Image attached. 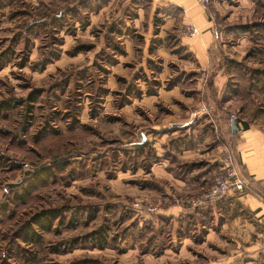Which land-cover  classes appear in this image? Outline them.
Returning <instances> with one entry per match:
<instances>
[{"label":"rangeland","instance_id":"1","mask_svg":"<svg viewBox=\"0 0 264 264\" xmlns=\"http://www.w3.org/2000/svg\"><path fill=\"white\" fill-rule=\"evenodd\" d=\"M209 8L222 68L232 60L262 83L264 37L253 31L264 24V0H211ZM168 16L178 12L156 9L151 0H0V104H11L0 109V264L218 261L200 247V218L168 213L189 209L176 201L200 192L170 196L152 170L165 156L168 168L184 175L206 165L177 156L199 141L183 137L190 126L157 128L174 109L184 115L195 85L182 64L192 57L181 49L180 16L165 27ZM241 26L254 29L240 35ZM170 56L173 63H165ZM207 89L199 99L216 102ZM259 92L253 87L250 95L264 126ZM162 138L160 150L173 157L159 156ZM47 167L52 176L34 183ZM47 210L62 214L53 231L34 227L43 242L23 243L20 229Z\"/></svg>","mask_w":264,"mask_h":264},{"label":"crops","instance_id":"2","mask_svg":"<svg viewBox=\"0 0 264 264\" xmlns=\"http://www.w3.org/2000/svg\"><path fill=\"white\" fill-rule=\"evenodd\" d=\"M151 1L155 8L161 11L169 8L178 11L177 19L169 16L166 18L165 27L173 26L180 16L183 25L192 23L199 30L198 37L182 36L180 39L181 49L192 57L191 61L182 64H185L187 70L190 69L189 74H186L192 75V83L195 84L190 91L192 94H187V109L183 110L184 115L180 110L174 109L175 113L161 120L157 128L162 130L167 127H177L181 131L182 127L190 126L193 131L191 134L186 131L183 137L190 135L199 141H193V146L177 153V156L185 160H200L206 163L184 175L179 171H171L173 168L171 166L168 168L169 162L165 156L163 161L155 164L152 169L157 180L156 184L162 186L165 192L169 191L167 193L170 196L175 191L181 195L193 196L208 189L214 183L219 170V160L225 149L233 153L237 167L246 182L244 194H230L221 202L201 210L194 211L188 207L189 209L183 211L181 207H172L168 213L177 218L188 216L190 221H197L200 218L201 224L198 223L196 226H200L197 229L202 230L205 236L200 247L206 253L218 256V261L211 264H262L264 261V126L255 116L258 109L256 96L250 95L253 91L249 89L248 79L237 81L227 72L226 59L225 69L222 68L220 64L222 49L218 46L220 36L209 13L199 0ZM174 59L172 56L167 60L165 58V63L167 61L172 64ZM218 62L220 66H217ZM215 67L216 73L212 71ZM209 86L214 90L216 102L210 101L209 98L206 102L199 99L208 96ZM176 89L180 91V88ZM195 95L198 96V100ZM232 114L239 118V128L237 127L236 133L231 130ZM244 124H247L248 128L244 129ZM199 128L208 131L204 130V133L196 134ZM211 129H215L214 134H211ZM212 135L215 137L214 141ZM164 142L163 138L156 141L155 147L160 151L159 156L169 153L173 157V153L166 149L160 150ZM173 145L170 146L175 148Z\"/></svg>","mask_w":264,"mask_h":264},{"label":"trees","instance_id":"3","mask_svg":"<svg viewBox=\"0 0 264 264\" xmlns=\"http://www.w3.org/2000/svg\"><path fill=\"white\" fill-rule=\"evenodd\" d=\"M209 6L205 7L207 10V13H209V9H210ZM172 9L176 10L175 8H172ZM167 11H169V10H167ZM214 26L216 27L215 23H214ZM254 27L256 29L255 32L253 31L254 28L251 29L249 26H241V27H239V31H236V33L243 35L244 33L245 34L249 33L252 30L253 33H255V35H259L260 37H264L263 36L264 24H256ZM226 64H227V66H229V68H228L229 74H231V76H233V78L235 80L238 81L240 79H248L249 89L251 91H253V87H254V88L260 90V92H259L260 95H264V80L259 81L262 83H258V80H257L258 79L257 76L260 77V74H254L253 75L254 70L250 71L249 69H247V67L245 65L236 63L232 60L226 61ZM259 94H258V96H259ZM258 98H260V97H258ZM0 109H1V112L9 111L11 109V104L9 102H2L0 104ZM234 122L236 123V127L239 128V118H237ZM243 127H244V129H246V128H248V125L244 124ZM51 170L52 169L47 167V168H44L42 171H38L36 173V176H35L36 180L34 183L39 184L41 182H44L45 179L50 178L52 176ZM33 187H34V185H31L29 187V189L26 190V194H29V190L31 191ZM3 207H5L4 202L2 205H0V208H1L0 211H3L2 213H3V215H5L4 211L6 209H4ZM61 217H62V214L58 210H47V211H44V212L38 214L36 217L33 218V220L31 221V224L26 225L24 228L20 229V238H21L22 242L27 244V245H31V246L40 245L43 242L42 234L35 231L34 227L37 228L38 230H41V232H43V233H50L53 231L54 223L57 220H59ZM98 236H100V240H98V241H100V243H101V245L99 247L104 248V243L102 244V239H101V237H103L104 235L98 234Z\"/></svg>","mask_w":264,"mask_h":264},{"label":"built area","instance_id":"4","mask_svg":"<svg viewBox=\"0 0 264 264\" xmlns=\"http://www.w3.org/2000/svg\"><path fill=\"white\" fill-rule=\"evenodd\" d=\"M199 2L203 7L211 4V0H199ZM180 31L183 37L195 38L199 36L198 28L192 23L184 24ZM236 119L235 114L230 116L231 122ZM245 190L246 182L237 167L234 155L229 149H225L219 160V170L214 183L197 196L189 197L184 202L177 200L176 203L185 204L192 210H201L221 202L230 194H244Z\"/></svg>","mask_w":264,"mask_h":264},{"label":"water","instance_id":"5","mask_svg":"<svg viewBox=\"0 0 264 264\" xmlns=\"http://www.w3.org/2000/svg\"><path fill=\"white\" fill-rule=\"evenodd\" d=\"M231 127H232L233 132L236 133L237 132V127H236V123L235 122H232Z\"/></svg>","mask_w":264,"mask_h":264}]
</instances>
